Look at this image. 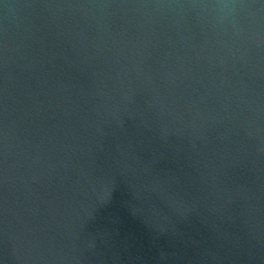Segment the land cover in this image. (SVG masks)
<instances>
[{"label":"water","instance_id":"water-1","mask_svg":"<svg viewBox=\"0 0 264 264\" xmlns=\"http://www.w3.org/2000/svg\"><path fill=\"white\" fill-rule=\"evenodd\" d=\"M156 2L0 0V264H264V34Z\"/></svg>","mask_w":264,"mask_h":264},{"label":"clouds","instance_id":"clouds-1","mask_svg":"<svg viewBox=\"0 0 264 264\" xmlns=\"http://www.w3.org/2000/svg\"><path fill=\"white\" fill-rule=\"evenodd\" d=\"M146 7L158 11L175 9L180 14L192 11L203 28L222 45L224 37L233 41H257L264 34V0H259V7L246 0H191L188 3L157 0Z\"/></svg>","mask_w":264,"mask_h":264}]
</instances>
